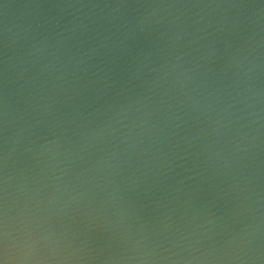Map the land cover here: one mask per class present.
I'll return each mask as SVG.
<instances>
[{"label":"water","instance_id":"water-1","mask_svg":"<svg viewBox=\"0 0 264 264\" xmlns=\"http://www.w3.org/2000/svg\"><path fill=\"white\" fill-rule=\"evenodd\" d=\"M0 264H264V0H0Z\"/></svg>","mask_w":264,"mask_h":264}]
</instances>
